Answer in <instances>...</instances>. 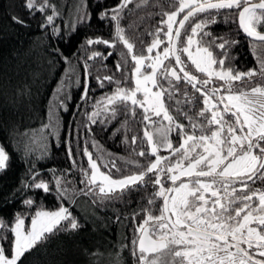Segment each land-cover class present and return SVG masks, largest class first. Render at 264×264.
Returning a JSON list of instances; mask_svg holds the SVG:
<instances>
[{"label": "snow or ice", "instance_id": "snow-or-ice-1", "mask_svg": "<svg viewBox=\"0 0 264 264\" xmlns=\"http://www.w3.org/2000/svg\"><path fill=\"white\" fill-rule=\"evenodd\" d=\"M22 6L29 16H43L42 29L53 27L64 39L55 28L60 13L52 0H23ZM137 13L145 14L140 20L159 17L152 30L136 35L139 49L126 31L135 21L121 25ZM96 17L113 32L110 39L87 37L82 45L88 55L81 54L80 100L89 102L91 80L112 90L84 111L83 130L91 135V126L107 130L115 122L112 134L121 136L128 156H116L94 140L86 146L79 128L65 131L64 147L79 180L71 169L49 170L45 180L30 168L22 190L32 195L22 200L14 220L0 219V264H26L50 239L78 234L84 225L66 201L84 197L98 207L123 201L131 208L132 193L142 194L137 207L115 219L131 222L134 264H264V0H118L111 7L99 0ZM11 19L28 26L20 16ZM74 21L91 24L85 0L74 6ZM220 22L245 36L254 67L233 66L231 50L240 41L214 36L209 27ZM144 35L151 38L147 45ZM94 45L106 47L107 54ZM54 52L71 64L58 48ZM114 55L115 73L92 74L90 61H99V71ZM67 87L57 91L40 128L17 133L26 138L28 155L47 156L48 138L59 134V113L68 111ZM81 107L74 105V114ZM77 141L79 152L72 147ZM9 161L0 145V172ZM53 191L59 207H39L36 194ZM118 253L108 257L93 249L90 264H118Z\"/></svg>", "mask_w": 264, "mask_h": 264}, {"label": "trees", "instance_id": "trees-1", "mask_svg": "<svg viewBox=\"0 0 264 264\" xmlns=\"http://www.w3.org/2000/svg\"><path fill=\"white\" fill-rule=\"evenodd\" d=\"M60 15L55 20V28L64 35V39L54 34V28L42 29L40 24L43 16L36 13L29 16L23 8V0H0V145H3L9 156V166L6 171L0 172V219L14 220V214L22 211V200L32 193L22 190L28 182L30 168L43 173L45 180L50 179L49 170L71 169L74 181L79 180L75 165L70 164L64 147V132H71L79 128L81 138L85 141H96L107 150L128 156V150L122 143L120 135H113L114 122L107 127L97 124L92 127V134L84 132L83 125L88 123L84 111H91V105L99 100L104 92H111L112 86L100 89L95 80H91L89 87L88 103L80 100L83 90L82 53L88 52L82 47L87 37H103L110 39L112 27L101 22L96 17V6L99 0H85V6L91 13V24L76 25L74 21V6L78 0H52ZM107 7L115 5L118 0H104ZM129 7H132L131 5ZM136 16L121 21L122 26H127L135 21L134 29H126L127 35L135 42L136 49L141 47L136 35L152 30L159 17L151 20H140ZM20 16L27 21V27L13 23L11 17ZM72 31L69 32V25ZM209 31L214 36L239 40L240 43L231 50L235 57L232 64L241 71L255 66V54H252L250 45L243 34H237L235 25L223 22L211 25ZM144 44L150 42V37L144 35ZM96 50L107 54L108 49L103 45L92 46ZM122 45L118 44V48ZM59 49L63 56L70 58L71 64H66L54 49ZM114 55L109 58L106 68H99V61H90L91 72L95 75H112L115 73ZM227 66V62H226ZM75 68V73L72 69ZM119 75V74H117ZM72 79H69V77ZM67 83L66 89L70 97L68 111L60 112L59 134L48 138V154L37 159L40 153L36 151L31 156L25 149L26 138L17 133L33 131L46 122V111L55 100L57 91ZM83 105L78 109L79 114H74L77 109L74 105ZM175 143V138H173ZM79 152V141L72 144ZM91 151L96 150L90 147ZM166 154V153H162ZM81 159V157H77ZM119 164L120 162L117 161ZM77 187H79L77 183ZM151 191V189H149ZM38 206L44 209H55L59 206L55 191L50 195L37 193ZM142 194L132 193L131 208L137 207L136 201ZM81 198L89 206L88 211L79 208L77 199ZM65 206L83 223V229L75 235L59 234L45 244L38 247L26 261V264H90L92 259L88 253L99 249L112 257L116 249L118 264H134L130 255L133 239L132 225L128 220L121 219L117 222L116 216H127L131 208L123 201H116L105 206H94L89 199L77 197L75 200L66 201ZM28 222V220H26ZM127 245V247H125ZM107 264V261L105 262Z\"/></svg>", "mask_w": 264, "mask_h": 264}, {"label": "rangeland", "instance_id": "rangeland-1", "mask_svg": "<svg viewBox=\"0 0 264 264\" xmlns=\"http://www.w3.org/2000/svg\"><path fill=\"white\" fill-rule=\"evenodd\" d=\"M154 54V53H153ZM101 145V144H100ZM102 146V145H101ZM103 149H105L106 151L112 153V154H115L116 156H119V157H127L126 155H122V154H117V153H113L109 150H107L104 146H102ZM95 149V148H94ZM96 150V149H95ZM94 152V151H93ZM120 162V161H118ZM77 202H78V206L81 210L83 211H88L89 210V206L87 205L86 201H84L83 199L81 198H78L77 199ZM59 207V206H58ZM58 207H56L55 209H57ZM55 209H47V210H55ZM28 224V222H26V225Z\"/></svg>", "mask_w": 264, "mask_h": 264}]
</instances>
